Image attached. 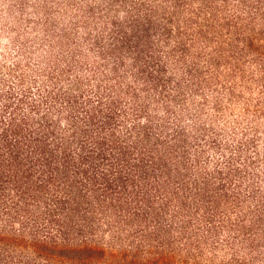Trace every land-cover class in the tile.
<instances>
[{
  "label": "trees",
  "instance_id": "16d2710c",
  "mask_svg": "<svg viewBox=\"0 0 264 264\" xmlns=\"http://www.w3.org/2000/svg\"><path fill=\"white\" fill-rule=\"evenodd\" d=\"M0 264H264V0H0Z\"/></svg>",
  "mask_w": 264,
  "mask_h": 264
}]
</instances>
